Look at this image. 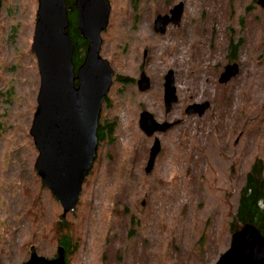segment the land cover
<instances>
[{
    "label": "rangeland",
    "instance_id": "1",
    "mask_svg": "<svg viewBox=\"0 0 264 264\" xmlns=\"http://www.w3.org/2000/svg\"><path fill=\"white\" fill-rule=\"evenodd\" d=\"M109 3L100 50L114 71L99 121L105 139L76 210L62 219L35 172L30 137L40 84L31 51L37 0L0 2V264L26 262L31 246L53 258L60 220L71 226L67 264H215L229 248L245 175L264 162V9L257 0ZM178 3L180 26L154 33L155 17ZM232 62L238 75L219 84ZM168 71L177 103L165 115ZM141 73L146 92L137 87ZM206 102L202 117L185 114ZM144 111L172 128L146 137ZM154 137L161 151L146 174Z\"/></svg>",
    "mask_w": 264,
    "mask_h": 264
},
{
    "label": "water",
    "instance_id": "2",
    "mask_svg": "<svg viewBox=\"0 0 264 264\" xmlns=\"http://www.w3.org/2000/svg\"><path fill=\"white\" fill-rule=\"evenodd\" d=\"M264 9V0H257ZM76 32L86 43L82 63H73L75 44L70 39V7L67 0H37L36 20L31 51L37 60L40 77L30 137L37 151L34 169L41 183L59 203L64 219L74 212L83 183L97 157L99 121L103 103L112 86L114 71L101 57V34L110 17L109 0H73ZM183 4L173 6L168 15H158L153 31L163 35L168 26L177 27L183 15ZM239 73L237 63L228 64L218 79L227 84ZM140 92L150 88L149 78L142 73L137 81ZM177 102L173 71L164 76L163 105L168 114ZM209 104H192L186 115L202 117ZM138 125L148 138L166 132L171 125L158 123L152 114L141 112ZM154 138L149 150L145 173L153 170L160 152ZM22 264H67L66 250L57 245L55 255L47 259L37 254L34 246ZM215 264H264V237L250 224L232 233L229 248Z\"/></svg>",
    "mask_w": 264,
    "mask_h": 264
},
{
    "label": "trees",
    "instance_id": "3",
    "mask_svg": "<svg viewBox=\"0 0 264 264\" xmlns=\"http://www.w3.org/2000/svg\"><path fill=\"white\" fill-rule=\"evenodd\" d=\"M1 1L2 0H0V2ZM72 2L73 0H67L68 6L70 7V11L68 12V19L71 24L70 39L75 44L73 63L77 68L83 61L86 51V43L76 32L75 27L77 14L72 6ZM236 48V46H229L231 58L234 55ZM104 128L105 127L102 125L99 127V144H101L105 139ZM246 224L253 225L264 237V162L261 159H256L245 175L244 185L239 192L237 206L234 209L229 229L231 233H234L239 231ZM56 226V232L59 233L57 244L63 246L67 254L72 238L69 233L71 231V226L67 225L66 220L58 221ZM61 232L63 233L61 234Z\"/></svg>",
    "mask_w": 264,
    "mask_h": 264
},
{
    "label": "flooded vegetation",
    "instance_id": "4",
    "mask_svg": "<svg viewBox=\"0 0 264 264\" xmlns=\"http://www.w3.org/2000/svg\"><path fill=\"white\" fill-rule=\"evenodd\" d=\"M134 1H136V0H134ZM174 6H175V5H174ZM172 8H173V7H172ZM183 11H184V10H183ZM156 17H157V16H156ZM156 17H155V18H156ZM182 17H183V15H182ZM154 20H155V19H154ZM181 20H182V18H181ZM153 22H154V21H153ZM180 23H181V21H180ZM170 26H172V25H170ZM170 26H168V27H170ZM179 26H180V24H179ZM179 26H177V27H179ZM168 27H167V29H168ZM172 27H173V26H172ZM167 29H166V31H167ZM154 33H155V32H154ZM165 33H166V32H165ZM232 64H233V63H232ZM141 74H142V73H141ZM124 79L126 80V78H124L123 76H120V75H115V77H114V80H116L117 82L122 81V80H124ZM114 80H113V83H114ZM138 80H139V79H138ZM138 80H137V81H138ZM150 84H151V83H150ZM150 87H151V86H150ZM149 89H150V88H149ZM176 103H177V102H176ZM176 103H175V104H176ZM175 104H174V105H175ZM174 105H173V106H174ZM163 106H164V105H163ZM173 106H172V109H173ZM189 106H190V105H189ZM187 107H188V106H187ZM187 107H186V108H187ZM186 108H185V109H186ZM172 109H171L170 112H172ZM206 111H207V110H206ZM206 111H205V113H206ZM170 112H169V113H170ZM184 112H185V111H184ZM164 113H165V110H164ZM169 113H168V114H169ZM205 113H204V114H205ZM168 114L165 113V115H168ZM152 116H153V115H152ZM188 116H190V115H188ZM158 123H160V122H158ZM162 123L170 124L171 127H170L169 129H171L172 126H173L172 123H169V122H162ZM169 129H168V130H169ZM168 130H167V131H168ZM154 138H156V137H154ZM153 140H154V139H153ZM160 147H161V146H160ZM160 151H161V148H160ZM159 153H160V152H159ZM158 155H159V154H158ZM156 159H157V158H156ZM155 161H156V160H155ZM154 165H155V164H154Z\"/></svg>",
    "mask_w": 264,
    "mask_h": 264
}]
</instances>
